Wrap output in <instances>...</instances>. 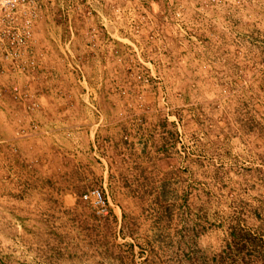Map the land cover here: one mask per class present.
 Wrapping results in <instances>:
<instances>
[{"label":"rangeland","instance_id":"rangeland-1","mask_svg":"<svg viewBox=\"0 0 264 264\" xmlns=\"http://www.w3.org/2000/svg\"><path fill=\"white\" fill-rule=\"evenodd\" d=\"M178 2V47L193 43L192 16L206 36L188 45L196 77L183 53L178 80L162 85L126 42L109 79L68 83L108 118L110 161L77 157L29 192L0 186V264H264V0ZM48 3L52 15L76 7ZM93 190L108 216L84 200Z\"/></svg>","mask_w":264,"mask_h":264},{"label":"crops","instance_id":"crops-1","mask_svg":"<svg viewBox=\"0 0 264 264\" xmlns=\"http://www.w3.org/2000/svg\"><path fill=\"white\" fill-rule=\"evenodd\" d=\"M178 1L44 0L45 10L35 28L33 43L40 71L36 77L7 70L0 74L1 187L32 191L37 177L47 175L53 169L65 173L68 168L79 166V160L75 159L85 155L94 154L101 165L107 166L110 159L104 156L103 150H108L110 142L103 140L102 133L110 132L107 128L104 130V125L99 129L106 116L95 117L91 109L96 105L92 92H87L81 103L79 98L68 96L66 87L74 82L92 88L94 71L109 79L110 70L116 67L126 42L132 44L133 48L128 50L137 56L140 69L158 75L160 84L169 85L178 80L181 63L176 56L183 53L191 55L185 61L188 69L189 64L192 66L189 78L196 77L192 71L196 63L195 52L188 45H194L195 40L203 42L206 36L204 31L195 30L196 20L192 16V20L187 21L191 23L192 31L187 30L185 38L193 43L187 41L186 48L178 47ZM47 2H66L68 5L76 2V7L71 14L65 11L52 15ZM78 2H86L91 8L89 13L79 14ZM185 3L196 5L195 2ZM208 68L202 61L203 78L208 76ZM76 69L82 74L79 79ZM14 85L25 90L38 108L27 111L14 100ZM107 123L108 120L106 126ZM31 124L36 125L35 130L31 129ZM22 128L26 135L20 137L18 132Z\"/></svg>","mask_w":264,"mask_h":264},{"label":"built area","instance_id":"built-area-1","mask_svg":"<svg viewBox=\"0 0 264 264\" xmlns=\"http://www.w3.org/2000/svg\"><path fill=\"white\" fill-rule=\"evenodd\" d=\"M43 2L44 0H0V74L7 70L22 76L36 77L40 71L33 43ZM76 70L81 74L78 69ZM12 95L27 111L38 108V104L30 101L29 94L19 85L12 87ZM30 127L36 129L35 124H31ZM18 135L25 136V128H22ZM13 150L16 151L15 148ZM83 198L99 216L109 215V202L100 190H93Z\"/></svg>","mask_w":264,"mask_h":264}]
</instances>
